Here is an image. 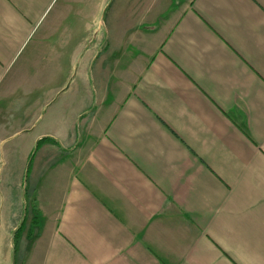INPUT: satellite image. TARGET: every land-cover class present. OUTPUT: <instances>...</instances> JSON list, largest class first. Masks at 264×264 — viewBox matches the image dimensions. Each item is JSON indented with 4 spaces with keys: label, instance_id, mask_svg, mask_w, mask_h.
<instances>
[{
    "label": "crops",
    "instance_id": "0c3cea01",
    "mask_svg": "<svg viewBox=\"0 0 264 264\" xmlns=\"http://www.w3.org/2000/svg\"><path fill=\"white\" fill-rule=\"evenodd\" d=\"M26 179L17 264H264V0H0V264Z\"/></svg>",
    "mask_w": 264,
    "mask_h": 264
},
{
    "label": "rangeland",
    "instance_id": "374dc122",
    "mask_svg": "<svg viewBox=\"0 0 264 264\" xmlns=\"http://www.w3.org/2000/svg\"><path fill=\"white\" fill-rule=\"evenodd\" d=\"M94 72V76H95V68L94 70H92ZM90 105H95L96 102V94L99 93L98 91V84L95 81V79L93 78L90 81ZM96 91V93H95ZM74 136H75V142L81 141L82 139V125H81V121L77 122L75 124V128H74ZM29 179L25 180V185H24V191H23V217L25 216L24 219V224H23V229H25L28 224H29V219L30 216L33 214L31 213V205H30V198H31V191H30V184H29ZM22 221V219L20 220V222ZM9 243H10V248H9V261L10 264H14V259L15 262L17 264L18 262V258H19V241H18V235H12V232L10 234V238H9Z\"/></svg>",
    "mask_w": 264,
    "mask_h": 264
},
{
    "label": "trees",
    "instance_id": "16d2710c",
    "mask_svg": "<svg viewBox=\"0 0 264 264\" xmlns=\"http://www.w3.org/2000/svg\"><path fill=\"white\" fill-rule=\"evenodd\" d=\"M23 224H24V220L22 221V223H21V224L18 226V228L16 229V231L14 232V235H16V232H17L19 229L22 228Z\"/></svg>",
    "mask_w": 264,
    "mask_h": 264
}]
</instances>
